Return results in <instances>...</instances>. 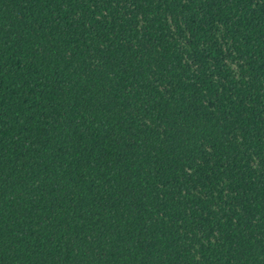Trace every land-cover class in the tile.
Wrapping results in <instances>:
<instances>
[{"label":"trees","instance_id":"trees-1","mask_svg":"<svg viewBox=\"0 0 264 264\" xmlns=\"http://www.w3.org/2000/svg\"><path fill=\"white\" fill-rule=\"evenodd\" d=\"M0 264H264V0H0Z\"/></svg>","mask_w":264,"mask_h":264}]
</instances>
